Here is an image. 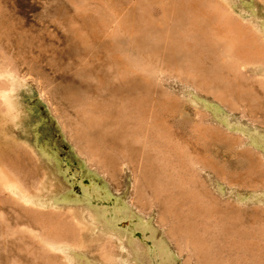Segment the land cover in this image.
<instances>
[{
    "label": "rangeland",
    "instance_id": "rangeland-1",
    "mask_svg": "<svg viewBox=\"0 0 264 264\" xmlns=\"http://www.w3.org/2000/svg\"><path fill=\"white\" fill-rule=\"evenodd\" d=\"M0 169V264H264V0H0Z\"/></svg>",
    "mask_w": 264,
    "mask_h": 264
},
{
    "label": "bare ground",
    "instance_id": "bare-ground-1",
    "mask_svg": "<svg viewBox=\"0 0 264 264\" xmlns=\"http://www.w3.org/2000/svg\"><path fill=\"white\" fill-rule=\"evenodd\" d=\"M175 31V30H174ZM198 46V45H197ZM196 46V47H197ZM198 48V47H197ZM226 48V47H225ZM198 50V49H197ZM196 51V50H195ZM194 51V52H195ZM173 53V52H172ZM227 55V54H226ZM164 61V60H163ZM222 80V79H221ZM187 81H189V80H187ZM223 81H225L224 79H223ZM226 82V81H225ZM236 82V81H235ZM229 83V82H228ZM232 85V84H231ZM206 87V86H205ZM204 91V90H203ZM75 133V132H74ZM3 172H5V171H3ZM2 172V170L0 169V184L5 188H13V187H18L19 188V184L17 183V180L15 179V178H13V177H11V176H9V175H5L4 173ZM21 193L25 196V195H28V192H26L25 190H23V189H21ZM32 194V193H31ZM11 196V195H10ZM22 200V199H21ZM6 203V202H5ZM8 204V203H7ZM12 212H13V210H12ZM2 216H3V214H2ZM4 219V218H3ZM11 220V219H10ZM14 220V219H13ZM5 223V222H4ZM27 223V222H26ZM25 223V224H26ZM24 224V223H23ZM31 224V223H30ZM29 224V225H30ZM79 224V223H78ZM21 226V225H20ZM28 229V228H27ZM35 229V228H34ZM50 229V228H49ZM19 230H21V228L19 229ZM24 230H26V228H24ZM29 230V229H28ZM51 230H52V228H51ZM23 231V230H22ZM30 231V230H29ZM32 231V230H31ZM30 231V232H31ZM34 231V230H33ZM21 232V231H20ZM48 232H49V230H48ZM2 233V232H1ZM36 235H37V237L36 238H38L39 236H38V232L36 231ZM52 233V232H51ZM34 234V233H33ZM32 234V235H33ZM48 235V234H47ZM57 235V234H56ZM55 236V235H54ZM29 237V236H28ZM58 237V236H57ZM40 239V240H39ZM38 240H39V242L40 243H42V244H44V245H46V247H49L50 249H59L62 245H65V242L63 241L64 239H60V238H50V237H40ZM34 240V239H33ZM37 242V241H36ZM33 244V243H32ZM37 245H38V243H37Z\"/></svg>",
    "mask_w": 264,
    "mask_h": 264
}]
</instances>
